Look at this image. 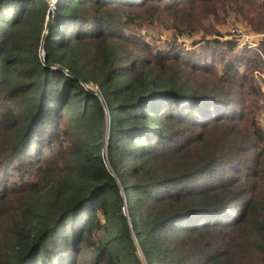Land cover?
<instances>
[{"label": "trees", "instance_id": "16d2710c", "mask_svg": "<svg viewBox=\"0 0 264 264\" xmlns=\"http://www.w3.org/2000/svg\"><path fill=\"white\" fill-rule=\"evenodd\" d=\"M50 8L0 0V264H264V0H59L43 65Z\"/></svg>", "mask_w": 264, "mask_h": 264}, {"label": "rangeland", "instance_id": "374dc122", "mask_svg": "<svg viewBox=\"0 0 264 264\" xmlns=\"http://www.w3.org/2000/svg\"><path fill=\"white\" fill-rule=\"evenodd\" d=\"M49 2H51V5H52L54 0H49ZM235 20H236L235 17H231L225 26L218 28V30L222 33V36H224L223 40H230L236 37L242 38V36L245 34H248V35L252 34L253 36L258 35L259 36L258 39L264 37V34H255L253 31L245 27V25L239 21H236V23H233ZM153 32H155L154 33L155 37H159L157 41L158 44L159 43L161 44V42H164V41H170L173 38L171 34L172 32H166L164 29H161V30L155 29L153 30ZM140 34L144 36L147 33L145 32V30H143L142 32H140ZM242 39L245 40L244 38ZM242 39L240 40V42L242 41V45H243L244 41ZM250 40H257V37H255V39H250ZM179 42H182V39L179 40ZM190 42L191 40H187L185 43L183 42L184 48H189ZM240 42H239V45H240ZM248 42H249L248 45L252 43L250 41ZM240 47L245 48L246 46H240ZM255 72H258V75H255ZM255 72H254V77H255L254 82L257 85H260L263 91V97L260 98L261 101H260L259 109L256 114V118H257V124L264 129V69L262 68V69H259V71H255Z\"/></svg>", "mask_w": 264, "mask_h": 264}, {"label": "water", "instance_id": "95a60500", "mask_svg": "<svg viewBox=\"0 0 264 264\" xmlns=\"http://www.w3.org/2000/svg\"><path fill=\"white\" fill-rule=\"evenodd\" d=\"M58 1H59V0H55V1L53 2V4L51 5V8L48 10V12H47V16H46V17H47V22H46L45 30H44L43 37H42V40H41V46H40V49H39L40 57H41V61H42L43 65H45V61H44L45 54H44V52H43V45H44V40H45V37H46V33H47V31H48V27H49L50 14H51V12L53 11L52 8L55 7V5L58 3ZM49 67L52 68V69H59V70L65 72V74H66L68 77H71L72 79H75V76H73L70 72H68L66 69H64V68L61 67V66H57V65H56V66H53V65H51V66H49ZM82 85H83V84H82ZM83 86H84V85H83ZM87 89L89 90V92H90L91 94L93 93V94H95V95L98 97L100 103L103 105V107H104V109H105V113H106V116H107V121H108V123H107L106 137H105L106 141H105V145H104V148H103V151H102V155H101V157H103V161H104V164H105V167H106L107 171H108L110 174H113V172H112V170L110 169V166H109L108 157L106 156V148H107V145H108V143H109V134H110V125H111L110 115H111V114H110L109 110L107 109V106H106V104L104 103V100H103V98H102V95H101V93L98 91V89H97V88H92V89H91V88H87ZM118 184H119V180H118ZM124 212H125V215H127V210H126V209H124ZM128 224H129V227H131V229H133V227H132V225H131V222H130L129 220H128ZM137 246H138V244H137ZM138 254H139V257L142 259V261H144L139 246H138Z\"/></svg>", "mask_w": 264, "mask_h": 264}, {"label": "built area", "instance_id": "2783aa9c", "mask_svg": "<svg viewBox=\"0 0 264 264\" xmlns=\"http://www.w3.org/2000/svg\"><path fill=\"white\" fill-rule=\"evenodd\" d=\"M52 10H55V7H53ZM255 37H257V39H258L259 36L258 35H254L253 36L252 34L243 35L242 38H244L245 40H243L242 38H240V39H242L244 41V44L242 45V41H241L240 42V46H246L249 49L250 48L256 49L257 48V40H250V39H255ZM248 41H250L252 43H250V45H248L249 44ZM255 75H258V72H255Z\"/></svg>", "mask_w": 264, "mask_h": 264}, {"label": "bare ground", "instance_id": "6f19581e", "mask_svg": "<svg viewBox=\"0 0 264 264\" xmlns=\"http://www.w3.org/2000/svg\"><path fill=\"white\" fill-rule=\"evenodd\" d=\"M55 1V0H54Z\"/></svg>", "mask_w": 264, "mask_h": 264}]
</instances>
